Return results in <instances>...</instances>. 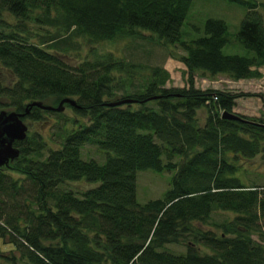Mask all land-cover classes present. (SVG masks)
I'll list each match as a JSON object with an SVG mask.
<instances>
[{
	"label": "trees",
	"instance_id": "obj_1",
	"mask_svg": "<svg viewBox=\"0 0 264 264\" xmlns=\"http://www.w3.org/2000/svg\"><path fill=\"white\" fill-rule=\"evenodd\" d=\"M232 1L244 9L234 32L224 19L206 17L191 24L195 35L184 39L180 27L191 0H0V16L6 11L22 23L38 10L33 19L57 30L38 43L28 34L0 32V65L14 77L0 85V96L15 111L47 96L75 101L67 103L73 116L56 147L43 152L40 135L26 134L13 142L18 155L0 166V238L18 254L0 252V264H264V243L249 235L264 215V188L232 175L235 161L264 151V120L222 117L242 93L201 89L192 80L196 69L234 79L260 74L264 24L257 8L264 0ZM144 32L180 46L187 86L162 85L167 71L159 65L147 67L137 82H114L115 72H131L135 64L105 55L70 65L57 54L71 34L92 44L121 34L144 38ZM124 98L132 100L106 103ZM200 106L206 112L201 124ZM47 111L60 113L29 105L24 117L44 118ZM84 144L102 159L82 157ZM144 169L173 173L161 196L138 202L135 176ZM68 181L90 185H59ZM216 209L235 211L234 224L222 222L220 234L194 226L212 224ZM190 231L198 244L163 249Z\"/></svg>",
	"mask_w": 264,
	"mask_h": 264
},
{
	"label": "rangeland",
	"instance_id": "obj_2",
	"mask_svg": "<svg viewBox=\"0 0 264 264\" xmlns=\"http://www.w3.org/2000/svg\"><path fill=\"white\" fill-rule=\"evenodd\" d=\"M261 13L264 24V6L259 5L258 8ZM38 10L31 13V17L21 21L15 18L12 14L2 11L0 18L4 23H0V32L13 33L18 36L23 34L29 35V41L38 43V38L46 37L57 32L53 25L42 22H37L33 19L35 14H40ZM243 7L232 0H191L187 14L181 24L182 37L186 39L195 35L191 24L199 25L206 17H218L225 20L228 25V30L234 32L237 29L240 17L243 14ZM23 24V25H21ZM23 28V31L19 28ZM144 38L138 35L121 34L119 36L103 39L95 43H88L81 35H69L70 42L66 44L57 54L64 60V62L73 65L78 60L83 58H96L103 56H110L112 59L127 60L135 64V68L131 72L117 71L115 72L114 82H137L141 77L147 75V67L150 65H159L167 71V78L162 85L164 86H187V72L186 67L180 60V55L183 50L178 44H165L156 39L155 35L144 32ZM187 38V39H188ZM44 46L43 44H39ZM92 45V48L89 46ZM229 50V49H226ZM225 50V51H226ZM259 75L247 78H231L226 74H210L201 69H196L192 73L193 84L201 89L211 87L217 89H228L231 92H241L242 94L234 98L232 111L238 112L249 117H256L264 120V66H259ZM130 75V77H129ZM132 81H131V79ZM14 77L5 67L0 66V85H6L13 82ZM119 95V90H116L114 98ZM43 103L56 105L57 99L53 96H47L42 99ZM7 99L4 95L0 96V109H13L11 105L6 104ZM151 105H154L155 99H150ZM63 108L60 113L46 112L44 118L31 119L24 117L23 122L27 125V134L36 133L45 141L43 152L47 147H56L58 143L56 139L61 133L62 128L70 124L68 117L73 116V111L66 102H63ZM131 106H136L134 102ZM197 123H203L206 112L203 106L195 109ZM84 119V118H83ZM45 155V153H44ZM81 156L84 158L93 157L97 160L102 159V153L98 152L93 145L84 144L81 148ZM164 160V159H163ZM174 161H181L179 155L172 157ZM241 160V159H240ZM237 160L234 164L237 169L232 173L238 177L239 181L248 186L256 188H264V151L256 153L252 158L240 161ZM11 161V160H9ZM8 161V162H9ZM8 170V169H7ZM172 170L162 169L161 171H152L151 169H144L136 171L135 176V198L138 202H143L148 198H155L162 195L163 191L170 186V179ZM62 187H71L75 190H81L90 184L84 181H68L61 184ZM237 215L235 211L227 209H216L210 213V223H203L193 221L194 226L201 230H211L214 234L221 233L222 222H233ZM263 216H260L256 221L259 227L249 232L250 237L257 239L264 243V225L262 224ZM216 223L217 225H215ZM193 236V237H192ZM194 233L191 231L188 234L178 236L175 239H169L162 247L169 251L180 252L184 249L185 244L190 240L196 241ZM197 241L195 242V244ZM198 244V243H197ZM203 250L204 248L201 247ZM0 252L8 255L14 253L16 249L10 243L0 238ZM264 253V252H263ZM1 259V258H0Z\"/></svg>",
	"mask_w": 264,
	"mask_h": 264
},
{
	"label": "water",
	"instance_id": "obj_3",
	"mask_svg": "<svg viewBox=\"0 0 264 264\" xmlns=\"http://www.w3.org/2000/svg\"><path fill=\"white\" fill-rule=\"evenodd\" d=\"M132 98L117 99L106 102L108 105L118 104L122 101H130ZM63 102L75 104L74 99L64 96L61 97L56 105L43 103L40 100H32L23 111H15L14 109H0V166L6 165L18 155L19 149L14 145V140H21L26 135L27 126L22 120V116L27 111L29 105H36L43 109L62 110ZM222 117L237 119L240 116L234 111H223ZM264 224V219L262 220Z\"/></svg>",
	"mask_w": 264,
	"mask_h": 264
}]
</instances>
